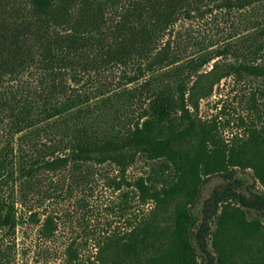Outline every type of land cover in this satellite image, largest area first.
<instances>
[{
	"label": "trees",
	"instance_id": "16d2710c",
	"mask_svg": "<svg viewBox=\"0 0 264 264\" xmlns=\"http://www.w3.org/2000/svg\"><path fill=\"white\" fill-rule=\"evenodd\" d=\"M211 1L231 7L237 0H26L7 8L0 17V180L15 183L0 197V264H18L16 232L25 212L43 239H54L61 217L51 201L75 188L93 189L105 166L118 173L108 185L127 188L110 209L122 216L134 200L152 207L126 231L103 233L91 257L83 258L72 239L64 264H228L239 258L264 264V224L248 217L250 209L264 212V129L248 156L212 124L203 126L193 155L168 149L199 127L187 103L188 81L215 58L245 56L242 46L248 54L264 51L263 30L250 46L208 44L184 55L181 37L169 36ZM130 66L135 74L124 73L126 82L110 91H82L67 79ZM233 72L264 79V66L242 64ZM255 93L252 112L263 122L264 86L261 100ZM138 159L147 170L129 180L126 171ZM244 159L257 191H242L235 177ZM214 175L225 183L204 202L199 219L192 209ZM185 192L187 202L161 241L153 213ZM80 203L90 204L85 196Z\"/></svg>",
	"mask_w": 264,
	"mask_h": 264
},
{
	"label": "rangeland",
	"instance_id": "374dc122",
	"mask_svg": "<svg viewBox=\"0 0 264 264\" xmlns=\"http://www.w3.org/2000/svg\"><path fill=\"white\" fill-rule=\"evenodd\" d=\"M25 4L26 0H0V17L6 16L8 7ZM227 5V2H209L202 7L203 12L178 22L172 35H167L166 39L169 36L173 40L179 35L183 41V54L190 55L201 45L213 44L212 48H217L227 43L239 46L240 42L245 41V46H250L253 37L263 38L264 0H237L236 5L231 7ZM241 48L247 53L245 56L227 55L215 58L188 81L187 103L199 127L185 140L168 146V149L176 155H193L199 147L202 128L207 124L217 125L228 141L239 142L245 156H248L250 150L254 148L255 134L264 129V120L259 121L252 112L250 94L255 91L257 98L261 100L258 92L264 86V79L241 77L233 71L242 64L264 66V51L248 54L247 47ZM135 72L132 66L121 69L111 67L100 72L70 73L67 79L82 91L98 93L110 91L118 83L126 82L127 77L123 78L124 73L132 76ZM1 137L0 131V140ZM146 170L147 164L138 159L128 168L125 176L133 180L145 174ZM117 174L112 167L105 166L102 168V173L97 175L93 189L75 188L65 197L51 201L50 206L61 217L60 230L52 240H45L39 235V225L28 219V214L25 212V219L20 222L16 232L17 263L64 264V250L72 239L80 243L82 257L88 258L96 252L94 248L96 239L103 237L107 230L124 232L129 229L130 221L148 212L152 204L139 207L137 200H134L133 207L122 216L117 208L110 209L122 200V191L127 190L126 186L119 191L108 185V179L117 177ZM235 177L241 182V190L244 192L249 189L257 191L261 188L253 169L247 166L245 159L236 168ZM14 183L13 180H0V197L6 195ZM223 183L225 180L221 175H214L204 184L200 197L192 209L199 219L202 217L204 202L212 191ZM83 196L87 197L90 203L86 208L81 207ZM187 198L188 192H185L169 205L153 213L154 222L160 230H163L161 241L169 237L174 228L177 208L186 204ZM48 204L49 201L46 200L45 205ZM248 217L257 218L264 224V212L250 209ZM194 243L196 244L195 239ZM243 262L244 259L239 258L235 263L231 261L228 264H243Z\"/></svg>",
	"mask_w": 264,
	"mask_h": 264
}]
</instances>
